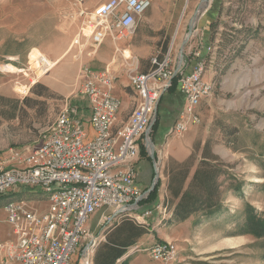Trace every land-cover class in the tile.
Segmentation results:
<instances>
[{
    "label": "rangeland",
    "instance_id": "rangeland-1",
    "mask_svg": "<svg viewBox=\"0 0 264 264\" xmlns=\"http://www.w3.org/2000/svg\"><path fill=\"white\" fill-rule=\"evenodd\" d=\"M104 1L84 0V6L94 8ZM156 3L157 0L138 29L153 46L154 57L160 55L161 47L170 40V65L174 70L181 50L187 46L184 42L190 27L197 30L210 7L215 12L219 10L218 18L221 14V21L228 25L220 27V32L234 37L228 38L227 48L218 53L216 45L221 38L218 36L212 49L209 61L213 67L205 75L215 90L198 108L200 124L173 141L184 151L191 149V154L199 158L203 156L205 143L210 141L213 154L228 172L225 178L230 177L225 186L233 184L224 198L225 211L222 216L208 220L205 227H197L202 219L198 214L194 224L191 221L173 227L169 234L163 233L162 239L168 237L178 248L179 260L173 264H264V239L248 233L253 222H264V188H261L264 185V0H170L165 6ZM232 28L257 29L259 34L246 42L242 35L232 36ZM79 30L77 0H0V97L8 100H0V158L10 149L36 146L47 135L67 99L80 107L86 104L80 95L77 61L92 49L84 39L77 44ZM135 36L139 38V34ZM129 42H121V47ZM109 43L108 38L106 45ZM39 55L54 66L46 74L34 63ZM59 59V63L55 62ZM175 77L178 82L179 70ZM121 90L126 94L130 91L129 97H135L131 89ZM117 96L123 106V96L120 93ZM158 127L159 124L154 131ZM197 145L200 149H195ZM154 157L157 168L151 185L143 190L147 195L141 201L155 190L162 195V184L168 181V165L164 159L159 160L162 155L158 159L155 153ZM152 187L154 190L149 192ZM156 198L157 195L141 206L156 207ZM25 202L39 211L50 205L43 198ZM95 217L86 228L99 239L98 245L116 224L130 219L119 217L113 223L104 221L97 227ZM12 236L5 207L0 205V242ZM84 258L80 250L73 264H81ZM133 259L130 264H162L151 259L149 252H133L130 261Z\"/></svg>",
    "mask_w": 264,
    "mask_h": 264
},
{
    "label": "built area",
    "instance_id": "built-area-1",
    "mask_svg": "<svg viewBox=\"0 0 264 264\" xmlns=\"http://www.w3.org/2000/svg\"><path fill=\"white\" fill-rule=\"evenodd\" d=\"M154 1L109 0L87 10L84 0H77V44L86 40L93 53L108 38L114 42L128 39ZM170 57L169 52L161 62L154 59L156 68L148 74L138 73L133 60L124 59L139 101L128 121L116 131L122 107L114 92L117 75L110 69L98 71L84 65L79 76L80 95L88 103L93 137H89L83 109L67 99L36 146L13 148L0 158V197L26 188L31 193L40 190L50 202L43 213L22 198L5 204L15 239L0 243L2 264H73L80 250L85 257L81 264H91L99 239L86 225L98 211L113 212L105 216L107 222L122 210L137 222H147L153 212L138 213L137 201L144 196L136 186L133 162L140 155V142L151 127L156 106L177 74ZM34 63L44 74L54 67L43 55ZM205 72L206 63L199 60L191 72L181 73L177 84L185 104L172 131L174 139L201 122L198 107L215 90L214 84L205 80ZM161 208L166 214V208ZM142 251L162 264L179 260L178 248L171 242L134 249Z\"/></svg>",
    "mask_w": 264,
    "mask_h": 264
},
{
    "label": "crops",
    "instance_id": "crops-1",
    "mask_svg": "<svg viewBox=\"0 0 264 264\" xmlns=\"http://www.w3.org/2000/svg\"><path fill=\"white\" fill-rule=\"evenodd\" d=\"M107 1L109 0H105L102 3H105ZM169 1L170 0H166V1L157 0L156 6L157 5L165 6L167 3H169ZM187 4L188 3L186 1L182 7L181 15L178 18L179 22L182 21L183 19V13L185 11ZM84 7L87 10H93L97 6L94 8H89L85 5ZM151 8L145 13L144 16H148V12L151 10ZM155 8L156 7L154 6V10ZM211 11H213V14H211ZM218 12L217 11L215 12L214 10H212V7L208 9L205 19L198 26L197 30L194 29L192 36L187 41V46L183 48L184 58L183 60H181L180 58L178 67L176 68L175 71L179 70L181 71V73L182 72L189 73L193 70V68L195 67L196 63L199 60L205 61L206 72L209 67L210 69H212L213 63L212 61H209V59L210 58L212 59L213 50L211 52H208V47H211V43H210L211 25L215 21H217L216 19L218 18ZM135 34L137 35L139 34V38L136 39ZM135 34L129 37L128 39L120 40L117 42H114L110 39V43L108 45H106V41H105L104 44L98 50H96V52H93V53L89 52L88 54H86L85 57L80 55L79 61H77V63L79 64V65L77 64V73H78L79 82H80V77H79L80 72L84 65L90 66L91 68L98 70V71H104L106 69H110L117 75V81L115 83L114 92L116 96L118 93H120L123 96L124 104L121 107L119 118H118V123L114 129L115 131L118 127H120L121 125H123L124 123L128 121L132 111L135 109L139 101L137 92L130 84L129 77H128V67L127 65H125L124 59L126 58L132 59L133 68H137L138 73H142L141 70L143 68L142 67L143 65H141V62L153 56V52L151 51V49H153V46H151L147 41H145L146 39H145L143 31L140 28L139 29L137 28ZM123 41L124 42L130 41V42L127 44H124V46L121 47V42ZM166 41L168 42V48H169L170 40L168 39ZM158 46L160 47V43L158 44ZM162 49H163V46L161 47V51ZM169 49L168 51L170 52ZM161 51L159 52L161 53ZM198 54L200 55V57H198ZM208 55H211L209 59H208ZM180 56H181V53H180ZM60 60L61 59L55 62H58V61L60 62ZM204 78L205 80H207L206 75H204ZM170 87H171V84L166 89L159 103L156 106V111L153 116L151 127L148 133L145 135V137L140 142V155L133 162V166L136 171V186L139 189V191L142 192V194H143V190L147 188L149 185H151V181L155 173V169L157 168V165H156L157 161H156V158L154 157L155 153L158 159L160 158V155H162V157L159 160L164 159L166 162V165H168L167 163L169 160H174L179 163L184 162L191 154V149L187 148V150L184 151L183 149H180L179 147H177L175 142H173L176 139L172 138V131L179 117V114L185 104V99L178 89V84L175 86V88L170 89ZM121 88L131 89L134 92L135 97L134 96L129 97V95L132 96V94H130L132 92L127 91V94H126L125 92L121 90ZM81 107L83 109L82 113L84 114L86 128L87 130H89V137L92 138L93 133L89 126L90 110L88 108V103L86 102V104L81 105ZM156 123L159 124V127L157 131H154L155 130L154 125ZM168 133L169 135L167 136ZM143 149H145V155L142 151ZM165 162L163 163V168L165 167ZM162 186L164 187L163 194L162 195L157 194L156 207L153 208L150 205H144L143 207L140 206L141 200L147 195V193H144L143 194L144 197L139 200L140 203H139L138 213H143L146 210H151L153 212V214L147 219V222L151 227V232L149 235H147L145 238L141 240L140 242L141 245H149L150 247H152L154 244H157V243L171 242L168 237L166 239H162V235L164 232H167L169 234L168 231H170L173 227L174 228L178 227L179 225L185 224L187 222L192 221V223L194 224V222H196V219L198 218L197 215H194L191 218H189L187 221L181 224L174 225V226L164 225L162 219L164 217L165 218L169 217L170 214L163 215L161 207L163 206V202L169 199V193L167 191V182H164ZM31 191L27 190L26 188H23L20 192L9 193V194H16L17 196L12 198L15 200L21 199V198L25 200L30 199V198L47 199L42 193H40L41 192L40 190H36V191L33 190L34 193H31ZM6 203L7 202H5V204ZM5 204H2V205L5 207ZM140 208L142 209V211ZM48 209H49V206L44 211H39L37 209L36 210L39 213H43V212H46ZM112 213L113 212L109 209L108 210L103 209V210L98 211L95 214L96 217L94 220L97 227L100 226V224L104 222V218L106 215H109ZM222 215L220 214L217 216H222ZM125 216H127V214L120 215L118 217L114 216L115 219L113 221H116L119 217H125ZM208 220L202 223H199L197 227H205ZM88 231L91 232L90 230ZM14 239H15V235L13 232L12 238L2 241L0 243L6 242V241H12ZM150 247H147V249ZM135 259H138V258H135ZM135 259L130 261L129 264L134 262ZM0 264H2L1 256H0ZM8 264H19V263L12 262Z\"/></svg>",
    "mask_w": 264,
    "mask_h": 264
},
{
    "label": "trees",
    "instance_id": "trees-1",
    "mask_svg": "<svg viewBox=\"0 0 264 264\" xmlns=\"http://www.w3.org/2000/svg\"><path fill=\"white\" fill-rule=\"evenodd\" d=\"M220 18L221 14L218 20L211 25L210 33L211 49L215 46L217 37H221L220 42L216 45L218 53L227 48L226 43L229 38L225 32H220V27H228L227 23L222 22ZM232 31V36L242 35L246 42L256 38L259 34L257 29L253 31V29L232 28ZM233 38L230 37L229 39L233 40ZM168 49V42L166 41L160 55L143 60L141 62L143 65L142 73L148 74L154 70L156 65L153 64V60L156 59L161 62L167 55ZM210 57L211 55H208V59ZM176 85L177 78L175 77L172 79L170 89L175 88ZM0 100L8 101L3 97H0ZM156 125L157 123L154 128ZM195 149H200V145H197ZM142 151L145 155V149ZM221 164L219 158L212 152L210 141L205 143L202 157L199 158L195 154H190L184 162L179 163L173 160L171 164H168L166 174L169 199L163 202V208H166V214H170V216L162 219L164 225H178L198 214L202 215L199 222L202 223L224 213V198L227 192L232 189L233 184L225 186L230 177L225 178L228 172ZM261 188H264V185H261ZM156 195L157 191L155 190L146 200L141 201L140 206L154 200ZM15 196L17 195L1 196L0 205L10 201ZM253 223L249 227L248 233L264 239V222ZM150 232L151 227L148 222L140 223L132 218L121 221L104 235L106 240L96 247L91 257V264H129L134 249H142L139 244Z\"/></svg>",
    "mask_w": 264,
    "mask_h": 264
},
{
    "label": "water",
    "instance_id": "water-1",
    "mask_svg": "<svg viewBox=\"0 0 264 264\" xmlns=\"http://www.w3.org/2000/svg\"><path fill=\"white\" fill-rule=\"evenodd\" d=\"M193 31H194V27L191 26V27H190V30H189V33H188V37H187L186 41L184 42L185 44L187 43V41H188V40L190 39V37L192 36ZM185 44H184V46H185ZM181 60H183V49H182V51H181ZM153 190H154V188L152 187L151 190H150L149 192H152ZM139 203H140V201H137V205H139ZM127 213H128L127 210H122V211L117 212V213L115 214V217H118V216H120V215H125V214H127Z\"/></svg>",
    "mask_w": 264,
    "mask_h": 264
}]
</instances>
